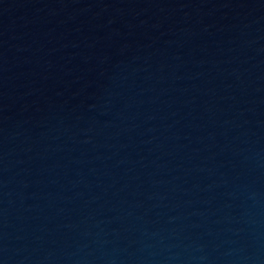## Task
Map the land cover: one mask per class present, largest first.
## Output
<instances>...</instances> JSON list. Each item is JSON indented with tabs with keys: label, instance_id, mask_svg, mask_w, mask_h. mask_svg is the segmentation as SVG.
I'll return each instance as SVG.
<instances>
[{
	"label": "water",
	"instance_id": "95a60500",
	"mask_svg": "<svg viewBox=\"0 0 264 264\" xmlns=\"http://www.w3.org/2000/svg\"><path fill=\"white\" fill-rule=\"evenodd\" d=\"M0 264H264V0H0Z\"/></svg>",
	"mask_w": 264,
	"mask_h": 264
}]
</instances>
